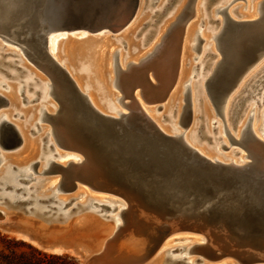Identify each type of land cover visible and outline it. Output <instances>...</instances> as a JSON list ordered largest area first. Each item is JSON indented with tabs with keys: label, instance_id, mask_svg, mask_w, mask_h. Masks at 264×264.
<instances>
[{
	"label": "bare ground",
	"instance_id": "1",
	"mask_svg": "<svg viewBox=\"0 0 264 264\" xmlns=\"http://www.w3.org/2000/svg\"><path fill=\"white\" fill-rule=\"evenodd\" d=\"M186 1L187 0H148V8H147L148 10L146 9L145 14L151 13V17L148 23L140 31L142 33L141 36H143V39L141 40L142 44L139 43L138 45L140 48L137 49L136 46L138 45H135L134 42L127 43L126 39H124V41L127 43V46H126L127 51L125 54H122L124 52L121 53V58H123L125 61L124 62L125 70H123L121 67L117 69L116 78L114 79V81H112V79L108 81L109 80L108 78L111 75V71L106 69L107 64L109 63L110 65V62H111L110 55H109L110 53L109 51H106L107 46L108 45L110 46V44L113 43V42L112 43L110 42L111 41L110 38L103 36L102 38H91V39H87L86 41L77 40L75 38H68V39L65 38L63 41L60 53L64 56L68 55V59H72L70 61L71 63L75 59H78V60L83 59L84 61L89 59L88 62L90 64L91 71L89 68V64L88 65L85 64L84 61L82 63L79 62L80 67L77 64L73 65V67L75 66L76 67L75 69H77L78 67L79 70H81L80 71L81 74H78L77 76L79 77V80H80V76H82L83 78V75L85 77V75L92 73L95 79V86L93 82H91V84H93L92 85L93 88L91 90V87H89L88 85H85L83 81L82 82L85 85L84 88H83V85H80L79 82L77 81H76V84L78 88L84 93L87 92L88 89H90L88 91V95L93 105L90 103L87 95H85L87 98V101L97 111L105 115L118 117L119 124L122 127L130 128L140 133L142 132L151 133L154 130V126H157L159 130H161L164 134L170 136L173 139L178 138V136H181L187 145L194 148L200 154H202L205 158H207V160L211 162L210 164L212 165H215V163L221 164V166H225V167L227 166V168H233L236 170H240L242 172L247 173L251 177L261 178L264 180V141L256 137L253 131V127L251 125L252 115L255 113V111H257V109H259V120L254 130L256 131V133H257V130L258 131L261 130L264 133V74L259 80L251 84V88L247 91V94L239 100L237 108L233 110V114L231 118L234 123L237 122V130L235 133V137L239 139L240 141L236 140L235 137L230 133L229 129L226 127V123L224 126L222 123L220 124L217 121H212L214 119L212 120L210 119L211 113L206 107L204 108V111L206 115V121L208 122H207L206 131L204 134L206 135V137L208 136L209 139L211 138L213 139L211 148L204 150L195 145V143H198L197 142L198 136H201V137L203 136L201 135V127L200 129H198V131H193L190 134V136H188L187 134L185 135V132H184L185 130L181 132L177 129L178 128L177 126L179 124L180 126H190L191 121L192 123H194L193 121L195 119V115L200 111V108L198 105L199 102H202L203 100L205 101L207 99L206 92H205L206 82L212 79L217 80L218 77H221V75H225L226 70H228L227 76L233 73V68L237 65L238 58L240 56L239 51L242 48L240 45V40H238V37L242 33L247 32L249 29L254 30V28H258L259 30L264 32V15L262 17V14L264 13V10L262 9L264 8H262L260 5L261 10H258V8L256 7L257 5H255V8L251 14H241L240 13L239 16H237L238 19H236V16H234L233 19L235 20H255V19H261V20L257 26L250 27L249 29H246V28L241 29L237 27V28H234L232 33H230V32H227L226 30L224 16L221 19H217L218 21L212 20L211 15L208 16L205 10L206 0H198V4L196 7L197 17L200 16V13H201L203 14L205 19L209 17V22H215V23L217 22L218 25L215 27H210L209 32L212 36L209 38L207 36L206 40H208V44L204 46V50H202V58H200L201 60L200 63L196 65L194 68L195 69L194 76L190 78V80L197 79L195 80L196 82L194 85L195 99L197 100V105L195 109H194V102H193V91H192V87L190 84L192 80L185 84L184 93L187 88L190 93V107H189L190 111L188 114L186 109L184 108V105L183 107L179 105L180 102H177L176 100L177 104H175V102L173 103V105L175 104L174 105L175 107L172 105V102H171V100L176 99L177 97L176 95L179 93V90H181L180 88L182 86L183 80L189 74V70L187 71L184 66V63H185L184 61L186 57L189 56V53L186 55V49H188V41L192 38L194 40H197V44L193 46V49H195V47L197 46V49H195V51L199 49L198 46H199V43L201 42L199 41V38H201L200 30L196 33V36L191 35L193 33V26L195 25V22L193 21L192 23H189L188 26L186 27L189 20L193 17L194 11H193V15L185 22V24H182V20H184L187 17L188 12H189V6H188L189 0H188V3L185 5ZM220 1H225L220 4L221 6H224L231 0L230 1L220 0ZM234 1L235 0H232L226 7L221 9V11L222 12L224 11L227 14V8ZM140 3H141L140 0H137L136 9L132 17L130 19H127L126 15L128 14L129 9H130L128 0H121V2L119 3L115 2V4L112 3L111 1L109 2L108 0H44L43 21L47 22L49 26L56 27L62 24H66L70 20L75 19V18L82 19L83 21L92 18L94 19L96 23L97 22L98 23H111L112 22L114 25L124 23L122 26L118 27L117 30H119L122 27L127 26L129 22L134 18V16L135 17L137 16V14L139 13ZM13 5L15 4L12 3L9 6H13ZM194 5H195V2H194ZM199 6L201 7L199 8ZM218 7H219L218 5L212 7L211 12L213 14H217L216 11ZM199 9H200V13H199ZM161 20H163V22L160 24ZM149 25L151 26V29L148 30L147 33L143 32V30ZM158 25H159V28L157 29ZM165 29L167 32L165 31ZM70 30H74V29H70ZM60 31H63V30H60ZM163 31H165L166 33L163 34ZM225 33L229 34V35L227 34L228 41H233L235 44L231 48V50L226 52L227 54L225 56H222V54L218 50L216 38L217 36L225 34ZM5 35H6L5 32H3L2 29H0V41L2 40L6 42L4 39L1 38V36L6 37ZM26 36L31 38L32 35H31L30 30L28 31ZM71 37H75V36H71ZM150 37L152 39L150 40L151 43L149 47H153V51H149L150 53H147L146 56L143 57L145 51H142L141 49L144 48V45L146 44L147 40ZM121 39L123 38H117L116 42L119 43ZM48 40L49 38L47 37L46 50L49 56H51V58L54 60V62L57 65H59L60 62L58 61V57L54 55L55 53L52 54L51 51L53 50H51L50 48H49L50 50L48 49L49 47ZM159 40H161V42L156 43V42H159ZM211 40L216 41V44L214 43V46ZM3 45L0 46V76L3 79L2 82L0 81V86L2 85V83H4V79L6 77L15 81L16 83H19V88L17 89L18 93L25 86H27V89L29 90L30 86L34 84L35 89L33 91L24 92L25 89L23 90L24 94L27 93L30 101L33 98H36L34 102L29 103L28 101L26 103V105L28 106H26L25 109L31 108V111L30 109L28 111H30L31 114L34 113L33 115H37L39 113L38 115L39 118L37 117L38 120H36L34 116L31 118L28 117L30 118L28 119L29 121L33 122L35 118V120L39 122L41 118V111H40L41 108L43 110H46L47 112L49 111L48 113H54L55 110L57 109L56 102L52 99V97L49 94V89H50L49 84L54 81L55 86L58 89V81H59L58 76L55 75V73L51 69L47 68L46 66L42 64H37L36 62H34V60L31 59L30 50H33V48L28 46L29 44L27 42L25 43L20 42V44L17 46L19 50H13V49L5 50V48H3ZM129 49L131 50L129 51ZM140 50L142 53H139ZM86 51L87 52L90 51V54L88 55ZM132 51H133V55H132L133 58L130 59L129 56H131L130 53H132ZM6 53H12L15 56L10 55L7 58H5L3 57V54H6ZM53 55L56 56L57 59L56 57L54 58ZM22 56H24L26 60L22 58ZM123 59L121 61H123ZM194 59L196 60L197 57H195ZM24 60L31 63L33 67L26 65ZM16 64L17 66L18 65L22 66L26 71H28L27 74H26V71L22 67H18V69L16 67L15 69L14 65ZM61 65L64 66V63H60L59 66ZM21 71H23V73H25L26 75L22 76L23 74ZM262 72H264V54L254 64H252L247 69V71L241 76L236 86L234 87L229 97L227 98L224 104V107L221 110L220 115L222 117L226 109L231 111L230 108L232 107V103L234 102V100H236V98H239L242 95V92L244 91L245 87L248 86V83L252 82L255 76H258V74ZM247 74L249 75L247 76ZM9 75H11V77H9ZM105 76L106 78H103ZM245 76L247 77L245 78ZM90 77H91V74H90ZM111 86H115V87L117 86V88L122 93L121 96L119 97L118 96L114 97V95H112L111 98L113 99V101L112 99L100 100V98H98L96 94L94 95L92 93V91L96 92V90L100 91V93L101 91L102 92L104 91L107 93V90L110 91ZM238 86L239 88L237 89ZM137 90H139V92ZM140 96L143 97V99H145V101L149 103L166 102L162 111L165 112V115L168 116L169 123L167 121V123L162 125L160 123L161 119L159 118L163 119V115L160 117L154 116L153 115L154 109H150V110L146 109L141 102ZM121 97L122 99L120 100ZM40 98L41 100L39 101ZM50 98L55 102L56 105L51 101ZM129 98H131L132 101L130 103H128L129 101L126 103L125 102L126 100H131ZM26 99L28 100V98ZM10 100L13 106L17 107V105H19V104H16L17 99L15 100L16 102L13 101L12 99ZM36 101H39V102H37L36 104ZM246 101H248V104L246 105L247 111L245 112L244 116L241 118L240 115L243 112ZM115 102H121L123 106L128 109V112H125L124 109L117 106ZM38 103L40 104L38 105ZM103 107H105L104 109H106V111L103 109ZM159 108L160 106H158L156 109L158 110ZM181 109L183 111H181ZM5 114L7 115V113ZM5 114L4 112L0 113V125H1L2 120L4 119L9 121L8 116H6ZM36 121L35 123H37ZM211 121H212V124H210ZM41 124L42 122L40 123V127L38 129L39 133L43 130V127L41 126ZM44 124L49 125L50 129L47 130L46 136L42 139L44 143L43 150H46L48 153H50L52 151H56L57 147H60L63 150L74 153V155L68 156V157H71L72 159L69 161L67 160V162L63 161L62 163L65 166H62V168H59V169L52 168V165H50V161L51 160L54 161L56 156H59L60 159H64L63 156L58 155V153L56 152L54 153V155H51V154L45 155L43 157V159L45 160V163L44 165L40 166L41 171L51 168L53 171L50 174L55 175V173L61 172L62 174H59V175H62V178L60 177L61 180L58 181L59 182L58 185L59 186L63 185V187H65L64 191L67 193L70 192L73 195H75L74 193H76V195L80 194V197L78 198L79 201L77 200L78 201V202L76 201L77 203L74 202L71 205H69V203L72 202L71 200H68L66 197H63V196L58 197L57 194H55V191L57 189H56V183L54 181H53L54 184L52 185L50 184L51 187H47V183L45 180L37 179L34 177V173L31 172L30 169H35V168L32 167L31 161H28L27 160L28 157H26L28 155L27 154L28 141L27 139H25L24 143L22 141L23 148L21 152V156L24 157V160L20 161L19 163L8 162L6 157L1 155L0 153V160L3 161L2 165L0 166V198H1L0 199V210L7 214L8 212H11L12 209L7 208L6 204L8 205L9 203H15L19 200H23V201H26L25 207L28 209L27 204L34 202V206L31 207L32 210H30L28 214H24V216L28 217L29 219H34L37 225L44 224V223H48L50 225L54 222H61L64 224L69 223V221L72 218L73 208H78L80 204L82 206V209L80 208V210L78 211V215H81L80 219L87 218L88 214H82L85 211H91V212L93 211L96 214H99V212H102V208H104L101 206L102 204L103 205L107 204L106 206H109L107 208L111 210H114L116 208L115 210L116 214L111 216V220L115 221V229L112 230L111 234L107 238H105L103 243H101L102 245L99 249L95 251H93L94 250L93 249L92 252L88 253V255H95L97 257H100V260H107V261L111 260L110 258H112L111 256L113 255V253L116 254L118 252V250L116 252H113L114 248H116L117 246L116 244H117L118 239L115 241L111 240L108 243L106 242L113 236H116V237L121 236L123 232L122 227L124 226L123 223H125L126 221H129V219L131 218V215L133 216L134 213H137V212L141 214L146 213L148 215H153V214L156 215V214L150 211H144L140 209L137 210L134 206L136 201L133 200L132 198H127L124 195H121L119 193L109 192L107 190L96 187L95 185H92L90 180L87 178V174L89 172L97 171V165L95 164L93 160L94 158L91 153L87 151L84 152L81 149H79L80 143L72 135L70 128L68 126V123L66 119L63 118V116H57L55 120L53 121V124H49V123H44ZM210 125L214 127L215 130H217V134H214L213 130H211ZM16 126L18 127L19 131L23 133L25 137L24 131H22L19 127L20 125L18 126L17 124ZM248 127L250 128V132H252V136L248 134L249 132L247 130ZM34 128H36L35 125H34ZM224 133L226 134L228 133L234 138L235 142H233L232 144L234 143L241 144L242 148L247 151V154L244 153L243 150L242 152L241 151H232L231 153L221 152L222 148H228L226 146L228 145V142H226L225 140L226 138L224 137ZM22 143L19 146H21ZM223 146H226V147H223ZM189 159L191 161H194V163H198L202 165L207 164L206 162L198 160L192 155L189 156ZM246 161H249L250 165L243 167L242 164H244ZM58 179H59V176H58ZM75 182L76 183L78 182L80 184L76 186ZM49 183H52V181ZM70 183L73 184L72 188H70ZM83 185L92 187L93 189H95V191H98L102 195L111 194L110 196L113 195L115 197H118L119 200H117L116 198L113 199L112 197L107 198L101 195L99 196L100 199L98 200V202H94L92 200L94 198H97V196L94 198H93V195L91 194H86V196H84V190L82 188L85 186ZM83 197H87V200L85 202H83L84 201ZM52 199L55 200L57 208L62 209V210L57 211L54 215H52L51 219H47V220L36 216L35 215L36 213H41L44 210H47L48 207H44L42 206V204L47 203ZM5 200L8 202H4ZM93 202L95 203V205L98 206L99 210L95 211V210L89 209L90 205ZM98 208H95V209H98ZM119 215H121L124 218L125 222L122 223L123 218L122 219L119 218L118 217ZM102 217H105V216L103 215ZM172 222L174 223L178 222L179 224L185 223V225L187 223H191L193 225L192 227L188 228L185 225H182V226L179 225L180 227L179 226L177 227V225L175 224L176 225L175 228H173L172 230L168 232V234L161 240V242L157 245V247L154 249L151 255L148 258L144 259L141 264H144L145 262H147V260H149L150 258L152 259L153 257H156L154 259L155 262L161 263L160 258H161V255H163V253L164 254L166 253L167 255L166 261L163 262V264H169L168 260H170V263L180 260L182 262H186V264L187 262L188 264H196L198 260H192V258L186 259L185 253L188 250H190L194 244H199V243L201 245H194L197 248L194 252L195 255L196 254L202 255L205 259H210V260L212 259L224 260V258L234 257L231 254H228L227 252H226L227 254L218 255L216 251L217 249L215 250L214 248L215 246H212V245L218 244L219 246H221L223 250V248H225V244L220 240V238L212 236L209 228L202 226V224L199 225L197 223H192L191 221L181 218V217L171 218L168 220L167 219L165 220L160 217V223H164L165 225H168V224L172 225L173 224ZM61 223H56V224L63 225ZM182 234H185L184 235L185 237H182L181 236ZM190 234L191 235L194 234L193 236L194 237L196 236V237L195 238L186 237ZM32 242L35 243V241H32ZM61 246L63 247V245ZM212 247L214 249H212ZM61 249L62 248L58 246L51 248L53 252H59L61 251ZM119 249H120V246H119ZM169 249H172L171 256H168V253L170 252L168 251ZM174 249L177 251L176 253L173 252ZM119 251L122 252V250H119ZM218 252H222V251H218ZM237 258L234 257V259L239 262L240 260H237ZM225 261L226 260H224V262H221V263L230 264L229 263L230 260L228 262L227 261L225 262ZM239 263L240 264L264 263V260L245 261V262H239ZM202 264H206V263H202Z\"/></svg>",
	"mask_w": 264,
	"mask_h": 264
},
{
	"label": "water",
	"instance_id": "2",
	"mask_svg": "<svg viewBox=\"0 0 264 264\" xmlns=\"http://www.w3.org/2000/svg\"><path fill=\"white\" fill-rule=\"evenodd\" d=\"M108 1L114 4L121 2ZM194 2L195 0H189V12L182 24L193 15ZM12 3L15 5L9 6ZM128 4L130 9L126 18L130 19L136 9L137 0H128ZM260 5L264 8V0ZM43 6L44 0H0V29L6 34V37L1 38L16 46L20 42H27L28 46L33 48L30 50L31 59L51 69L59 79L58 89L54 81V84H49V94L56 102L57 109L54 113H48L41 108L40 121L35 123L36 128H30V133L35 134L41 122L53 124L57 116H63L72 135L80 143L79 149L91 153L97 165V171L87 174L92 185L132 198L136 201L134 206L137 210L153 212L165 220L181 217L192 223L202 224L209 228L212 236L220 238L225 244V250L230 245L235 246L228 254L238 257L239 262L264 260V180L221 164H210L207 158L187 145L181 136L173 139L157 126H154L151 133H140L122 127L118 117L97 111L87 101L85 94L78 90L67 72L49 56L46 50L47 37L52 32L70 29L97 31L107 28L115 31L124 23L114 25L112 22L96 23L92 18L85 21L75 18L66 24L53 27L43 21ZM222 14L226 30L230 33L237 27L249 29L257 26L261 20H235L224 11ZM263 15L264 13L262 17ZM29 30L31 38L26 36ZM227 34L216 38L222 56L235 44L228 41ZM238 40L242 48L233 73L227 76L226 70L225 75H221L217 80L206 82L207 95L218 114H221L227 98L241 76L264 54V32L258 28L242 33ZM199 41L202 39L199 38ZM18 96L22 104L28 102L23 90H20ZM35 100L36 98H33L30 102ZM184 102V108L189 114L188 88L184 93ZM8 104L9 100L0 94V106ZM13 116L18 119L23 117L19 113H14ZM247 130L252 136L249 127ZM227 135L231 143L235 142L230 134ZM22 141L23 136L15 124L6 119L2 120L0 147L15 148ZM190 155L207 164L194 163L189 159ZM36 164L37 162H34L32 167ZM50 165L55 169L62 168L53 160ZM242 165L246 167L250 164L246 161ZM52 171L51 168L45 169L40 174ZM72 187L73 184L70 183V188ZM58 189L64 191L65 187L60 185ZM25 204L26 201L19 200L6 206L12 210L19 207L23 214H28L32 208L27 209ZM101 206L108 207L103 204ZM52 209L55 208L50 207L49 210L35 215L47 220L55 214L51 212ZM46 214L49 215L45 217ZM5 216L6 213L0 210V221L4 220ZM166 227L164 223L155 226V230L161 235H157L152 241L153 245L147 247L140 256L118 251L107 261L86 254L82 264H141L168 234ZM118 238L113 236L106 243ZM116 251L114 248L113 252ZM170 264L186 263L178 260Z\"/></svg>",
	"mask_w": 264,
	"mask_h": 264
},
{
	"label": "rangeland",
	"instance_id": "3",
	"mask_svg": "<svg viewBox=\"0 0 264 264\" xmlns=\"http://www.w3.org/2000/svg\"><path fill=\"white\" fill-rule=\"evenodd\" d=\"M228 1H230V0H228ZM140 2L141 3L139 4L140 5L139 6L140 7L139 13L137 14L136 17L134 16V18L132 19L133 21L131 20L130 21L131 23L129 22V24L127 26L122 27L121 29H119L117 31H110L107 28H103V29L97 30L95 32H90V31L85 30V29H74V30H70V31L63 30V31L52 32L48 35V38H49L48 49L50 48L51 50H53V51H51L52 54L55 53L54 55H56L58 57V61L60 63H64V68L67 70L68 73L72 71L69 74L71 75L72 79L75 82L76 81L79 82L80 85H83V88L85 87V85H88L89 87H91V90H92V88H93L92 85L94 84V86H95V79H94V76L92 75V73L85 75V77L83 75V78H82V76H80V80H79V77H77L78 75L73 74L74 71L79 70L78 67H77V69H75L76 67L75 66L73 67V65L77 64L80 67V63H82L84 60L83 59H79V60L75 59L76 61L75 60L72 61V63H74V64H72L70 62L72 59H68V55H66V56L62 55L60 53L61 52L60 50L62 48V44H63V41L65 38H67V39L68 38H75L77 40L84 41L83 39H78V37L99 36V35H102L101 37H103V36L108 37L111 39L110 42L111 43L113 42V43L110 44V46L108 45L106 48V51H109V53H110L109 55H110V59H111L110 65L108 63L106 69L111 71L110 77L108 75V77H109L108 81H110V79H112V81H114V79L116 78V71H117V69L115 68V65H114L115 58L117 59L119 66L123 70H125L124 69L125 68L124 67L125 61L123 58H121V53L122 52H124L122 54L126 53V51H127L126 46H127L128 42H130V43L134 42L135 45H138L139 43L142 44L141 40L143 39V36H141V35L138 36V34L144 28V26L148 23V21L151 17V13L145 14L146 9L148 8V0H140ZM261 2H262V0H235L228 7V9H229V12H231V16L233 18H234V16H236V19H238L237 15L240 13L241 14H251L255 8V5H257L256 7L258 8V10H261V8H260ZM187 3H188V0L186 1L185 5ZM155 4H156V2H155ZM197 4H198V0H197L196 4L194 5V15L189 20L186 27L188 26L189 23H192L194 21L195 25L193 26V33L191 35L196 36V33L200 30L201 31L200 37L203 39V41H201L199 43V46H198L199 49L197 51H195V49H193V46H195L197 44V40H194L192 38L188 41V49H186V55L189 53V56L186 57V59L184 61L185 62L184 66H185V69L187 71L189 70V74L183 80L182 86L180 88L181 90H179V93L176 95L177 96L176 99L173 98L174 100H171L172 105L174 102H175V104H177L176 103V100H177V102H180L179 105H181V107H183V105L185 104V102H184L185 84L192 80L190 82V84H191L192 91H193L194 109L197 105V100L195 99V93H194L195 92L194 91V85L196 82L195 80H197V79H191L190 80V78H192L194 76L195 66L198 65L201 61L200 58H202V50H204V46H206L208 44V40H206L207 36H208V38L212 36L209 32L210 27H215L218 25L217 22L216 23L215 22H209V17L205 19L203 14L200 13V9H199L200 16L197 17V11H196ZM185 5H184V7H185ZM200 7L201 6H199V8ZM210 7H211V5H210ZM236 7H238V8L236 9V13H234L233 10ZM228 9H227V11H228ZM211 17L215 20L223 18L222 14H213L212 12H211ZM163 20H161L160 24L163 22ZM159 25H158L157 29L159 28ZM150 29H151V26L149 25L143 30V32L147 33V31ZM165 31H166V29H165ZM165 31H163V34H165L167 32V31L166 32ZM69 34L70 35L71 34L76 35V37H71L72 35L69 36ZM137 36H138V38H137ZM101 37H89V38L91 39V38H101ZM117 38H123L121 40L126 39V41H127L126 46L124 43L116 42ZM50 41H52V42H50ZM160 42H161V40H159V42H156V43H160ZM211 42L213 43V46H214V43L216 44L215 40H211ZM4 43H6V42L1 40L0 46ZM150 43H151V41L148 44L144 45V48L142 47L143 49H141V50L145 51L143 57L146 56L147 53H150L149 51H153V47H149ZM4 45L6 47L5 50H10V49L19 50V48L14 44L6 43ZM136 48L139 49L140 48L139 45L136 46ZM130 50L131 49H129V51ZM141 50L139 51V53H142ZM86 53H88V55H89L90 51H88V52L86 51ZM130 54H131V56H129V58L131 59V58H133V56H132L133 51ZM56 56H54V58ZM57 57H56V59H57ZM195 57H197L196 60L194 59ZM22 58H24V56H22ZM122 59H123V61H121ZM88 61H89V59L84 61L85 64L88 65L89 64ZM25 63H26V65L33 67V65H31V63H29L27 61H25ZM89 68L91 71L90 64H89ZM250 72H249V74H250ZM90 74H91V77H90ZM249 74H247V76ZM263 74H264V72L258 74V76H255V78L252 82L248 83V86L245 87L244 91L242 92V95L239 98H236V100H234V102L232 103V107L230 108L231 111L226 109L223 117L220 114H217V112H216L213 104L211 103V100L209 99L207 92L205 90L207 99L205 101L203 100L202 102H199L198 105H199L200 111L195 115V119L193 121L194 123H192V121H191L192 125L190 124V126H180V124H179L177 126L178 127L177 129L181 132H183L185 130L184 131L185 135L187 134L188 136H190V134L193 131H198V129H200V127H201V135H203L204 137L198 136V141H197L198 143H195V145L199 148L204 149V150L211 148L213 139L212 138L209 139L208 136L206 137V135L204 134L206 131L207 122H208V121H206V115H205V111H204V108L206 107V108H208L209 112L211 113L210 119L211 120L214 119L212 121H217L220 124L222 123L224 126L226 123V127L229 129L230 133L235 137V133L237 130V122L234 123L232 118H231V116L233 114V110L235 108H237L239 100L247 94V91L251 88V84H253V82H256L257 80H259L263 76ZM247 76H245V78ZM81 78L84 80H82ZM89 78L90 79L92 78V79L90 80ZM103 78H106V76ZM2 80L3 79L0 76V81L2 82ZM82 81L84 82L85 85L83 84ZM4 82L7 83V88H5L1 85L2 87L0 86V94L5 96L9 100V104L4 105V106H0V113L1 112H4V114L7 113V115L6 114L5 115L8 116L9 121L11 120L10 122H13V124H15V125H17V124H18V126L20 125L19 126L20 129L22 131H24L25 137H24L22 132H21V134L23 136V143H24L25 139H27V141H28V145H27V147H28L27 154L28 155L26 156V157H28L27 160L31 161L32 164L34 162L38 163L35 165V167H34L35 169H30L31 172L34 173L35 178L45 180L47 183V187H51V185L54 184V182H55L56 183V189H57L55 191V194H57L58 197L63 196V197H66L68 200H71L72 202L69 203V205H71L72 203H74L78 200V198L80 197V194L76 195V193L73 192L75 194V195H73L70 192L67 193L63 190H59L58 189L59 188V185H58L59 182L58 181H60L62 178V175H59V174H62V173L61 172L55 173V175L50 174V173L40 174L42 172L40 166L44 165V163H45V160L43 159V157L45 155H48V154L54 155L55 152L58 153V155L63 156L64 159H60L59 156H56L54 161L57 162L58 164H60L61 166H65V165H63L62 162L63 161L67 162V160L68 161L71 160L72 158L68 157V156L74 155V153L63 150L60 147H57L56 151H52L50 153H48L46 150H43L44 143H43L42 139L46 136V134H47L46 132H47V130L50 129V126L42 123L41 126L43 127V130L40 133H38L37 135L31 134L29 130L31 127H34L35 121L38 120V118H39V116H38L39 113L37 115H33L34 113L32 112L33 114H31L30 113L31 108L25 109L26 106H28V105L22 104L19 101L20 97L18 96L19 93L17 91V89L19 88V83H16L15 81H13L7 77L4 79ZM88 82H89V84H88ZM91 82H93V84H91ZM239 86L237 87V89L239 88ZM97 91L98 90H96V92L92 91V93L94 95L96 94L98 96V98H100V100L112 99L111 98L112 95H114V97H116V96L119 97L122 94L121 91L115 86H111L110 91L107 90V93L104 91L103 92L101 91V93H100V91H98V92ZM137 91L139 92V90H137ZM235 91H234V93H235ZM16 93H17V95H16ZM10 99H12L13 101H15L17 99L16 100L17 102L16 101L15 102H16V104H19V105H17V107L13 106L11 104ZM129 99H131V98H129ZM140 99H141L143 106L146 109H149V110L154 109V112H153L154 116L160 117L163 115V119L159 118V119H161L160 123L162 125L167 123V121L169 123L168 116L165 115V112L162 111L166 102L149 103V102L145 101V99H143V97H141V96H140ZM51 101L55 104V102L52 99H51ZM112 101H113V99H112ZM131 101H132V99L126 100L125 102L130 103ZM39 104L40 103H38V105ZM115 104L117 106H119L120 108L124 109L125 112H128V109L126 107H124L121 102H115ZM247 104H248V101L245 102L243 112L240 115L241 118L244 116L245 112L247 111V108H246ZM158 106H160V108L157 110L156 108ZM104 108L105 107H103V109ZM29 109H30V111H28ZM104 110L106 111V109H104ZM181 111H183V110L181 109ZM14 113L23 114V118L18 119L17 117L13 116ZM29 114H30V116H29ZM33 116L36 118V120L34 118L33 122L29 121L28 119H30ZM28 117H30V118H28ZM258 120H259V109H257V111H255V113L252 115L251 125L253 127V131H254L256 137H258L259 139L264 141V133L259 129L260 131L257 130V133H258L257 134L256 131L254 130V128H256L255 126L257 125ZM212 121L210 124H212ZM211 130H213L214 134H217V130H215L214 127L211 126ZM224 137L226 138L225 139L226 142H228V145H226L228 148H222L223 151L221 150V152L231 153L232 151H241L242 152V150H243L244 153L247 154V151L242 148L241 144H239V143L238 144H235V143L232 144L226 133H224ZM235 139L240 141L236 137H235ZM23 143L21 146H16L15 148H10V149H3L0 147V153H1V155L6 157L8 162L19 163L20 161L24 160V157L21 156ZM2 162L3 161L0 160V166L2 165ZM58 176H59V179H58ZM51 181H52V183H49ZM75 184H76V186H78L80 183L75 182ZM83 186H85V187H83ZM83 186H82L83 187L82 189L84 190V196H86V194L93 195V198L97 196V198H94L92 201L98 202V200L100 199L99 196H101L102 194H100L98 191H95V189H93L90 186H87V185H83ZM21 194H23V193H21ZM110 195L111 194H108V195L105 194L102 196H105L107 198L112 197L113 199L116 198L117 200H119L118 197H115L113 195L110 196ZM83 198H84L83 202H85L87 200V197H83ZM6 202H8V201H6ZM94 202L92 203L93 205L92 204L90 205L89 209L95 210V211L99 210L98 206L95 205ZM105 205H107V204H105ZM27 206H28V209L30 207H33L34 202L28 203ZM42 206L48 207L47 210H49L51 206L54 207L55 209L51 210V212L54 211V213L62 210V209L57 208V205H56L54 199L50 200L47 203L42 204ZM72 207H74V206H72ZM80 208L82 209L81 204L78 208H73L72 218L69 221V223L64 224L61 222H54L50 225L48 223L37 225V223L34 219H29L28 217L24 216V214L19 210L20 209L19 207H17L15 210H11V212H8L6 214L4 220L0 221V264H82L83 256L92 252L93 249H94L93 251L99 249L102 245L101 243H103L105 238H107L111 234L112 230L115 229V221L111 220V216L116 214V212H115L116 208L114 210H111L109 208H102V212H99V214H96L93 211L92 212L91 211H85L82 214H88V215H87V218H84V219L82 217H81L82 219H80L81 215H78V211L80 210ZM95 208H98V209H95ZM100 211H101V209H100ZM103 212H105V213H103ZM48 215L49 214H46L45 217ZM103 215L105 217H102ZM118 217L121 219L123 218L121 215H119ZM49 219H51V218H49ZM123 222H125L124 218L122 219V223ZM56 223H61L63 225H59ZM159 223H160V217H158L154 214L148 215L146 213H144V214L143 213L141 214L139 212L134 213L133 216L131 215V218L129 219V221H126L125 223H123L124 224V226L122 227L123 232L117 240L116 249L118 251L122 250V252H124L126 254H131V255L133 254L134 256L142 255L146 251L145 249L147 247L149 248L153 245V243H152L153 239L156 238L157 235H161L158 231L155 230L156 229L155 226ZM172 223H173L172 225H169V224L167 225L166 234L170 230L175 228L176 225H177V227L179 225H181V226L185 225V223L184 224H181V223L179 224L178 222L177 223L172 222ZM192 225L193 224L187 223L185 226H187L189 228V227H192ZM40 226H42V227H40ZM128 228H129V230H128ZM164 233H165V231H164ZM184 235L185 234H182L181 236L185 237ZM193 235L190 234L186 237H192L193 238L194 237ZM193 240H195V239H193ZM32 241H35V243ZM61 245H63V247ZM194 245H201V244L199 243V244H194ZM56 246L62 248L61 251L53 252L51 250V248L56 247ZM119 246H120V249H119ZM193 246L187 252L185 251L186 252L185 258L186 259L192 258V260H198V262L196 264H202V263L226 264V263H221V262H224V260H226L227 262L230 260L229 261L230 264H240L238 261H236L234 259V257L224 258V260L205 259L202 255H197V254L195 255L194 254V252L197 248L195 246L194 247ZM212 246H215L214 248H215V250L217 249L216 251H217L218 255L219 254L221 255V253L227 254L229 250H234V246H231V245L228 247V249L226 248V250H224V248L222 250L221 246H219L218 244L217 245L213 244ZM219 247L221 248V250ZM134 248H135V250H134ZM214 248L212 247V249H214ZM168 251H170L168 253V256H171L172 249H169ZM218 251H222V252H218ZM173 252L176 253L177 251L174 249ZM263 253H264V250L262 251V254ZM155 258L156 257H153L152 259L150 258L144 264H163V262L166 261L167 255H166V253L165 254L163 253V255H161V258H160L161 263L155 262L154 261ZM168 263L170 264V260H168ZM183 263H186V262H183ZM187 264H188V262H187ZM245 264H264V263H245Z\"/></svg>",
	"mask_w": 264,
	"mask_h": 264
},
{
	"label": "flooded vegetation",
	"instance_id": "4",
	"mask_svg": "<svg viewBox=\"0 0 264 264\" xmlns=\"http://www.w3.org/2000/svg\"><path fill=\"white\" fill-rule=\"evenodd\" d=\"M220 1V0H219ZM218 0H206V7H207V9L210 7V5H211V7L207 10L206 9V7H205V10H206V13L208 14V16H210L211 15V8L212 7H214V6H216V5H218L219 7L217 8V11H216V13L217 14H222L221 13V9H223L224 7H226L230 2H228L226 5H224V6H221L220 4L222 3V2H225V1H220L219 2ZM176 2V1H175ZM196 2H197V0L195 1V4H196ZM216 2V3H215ZM174 4V3H173ZM238 7H236L234 10H233V12L234 13H236V9H237ZM228 9V8H227ZM219 10V11H218ZM263 10V9H262ZM227 14L230 16V17H232L231 16V12H229V9H228V11H227ZM222 16H223V14H222ZM237 16H239V14L237 15ZM233 18V17H232ZM212 20H215V19H213L212 18ZM215 21H218V20H215ZM90 32H95V31H90ZM142 33L140 32L139 34H138V36L139 35H141ZM72 35V34H71ZM70 34H69V36H71ZM72 36H75L76 37V35H72ZM102 35H99V36H83V37H78V39L80 38V39H83L84 41H86L87 39H90L89 37H101ZM138 36H137V38H138ZM110 37V36H109ZM102 38V37H101ZM152 38L150 37L148 40H147V42H146V44H148L149 43V41L151 40ZM120 42L121 43H124L125 44V46H126V42L124 41V40H120ZM6 44V43H5ZM145 44V45H146ZM3 45V44H2ZM3 48H6L5 47V45H3ZM116 54V53H115ZM15 56L14 54H12V53H6V54H3V57H5V58H7L8 56ZM117 57V56H116ZM58 62V61H57ZM19 63V62H18ZM17 63V64H18ZM17 64L16 65H14L13 67L16 69V67H17V69H18V67H22V66H17ZM59 65H60V63H59ZM114 65H115V68L116 69H119L120 68V66H119V64H118V62H117V59L115 58V61H114ZM62 66V65H61ZM117 66V67H116ZM63 68H64V66H62ZM23 68V67H22ZM24 69V68H23ZM65 69V68H64ZM25 70V69H24ZM26 71V70H25ZM65 71L67 72V70L65 69ZM81 70H76V71H74L73 72V74H76V75H78V74H81V72H80ZM22 72V76H24V75H26L27 74V72L28 71H26V74L25 73H23V71H21ZM68 73V72H67ZM68 75L71 77V75L68 73ZM9 77H11V75H9ZM13 77V76H12ZM72 78V77H71ZM74 81V80H73ZM74 83L76 84V82L74 81ZM2 85H6L7 86V84H6V82H4V83H2ZM6 86H3V87H5L6 88ZM32 86V87H31ZM30 86V89L28 90L27 89V86H25L24 88H22V90H24L25 89V91L24 92H28V91H33L35 88V85L34 84H32ZM76 86H77V84H76ZM117 87V86H116ZM77 88H78V86H77ZM89 88V87H88ZM26 89H27V91H26ZM79 89V88H78ZM80 90V89H79ZM90 89H88V91H89ZM81 91V90H80ZM88 91L87 92H82V93H84L85 95H87V97H88V99H89V101H90V98H89V95H88ZM26 94V96H27V98H28V101H29V103H31L30 102V100H29V97H28V95H27V93H25ZM122 99V97L120 98V100ZM41 100V98L39 99V101ZM39 101H36V103L37 102H39ZM28 103V104H29ZM90 103H91V101H90ZM92 104V103H91ZM26 105V104H25ZM93 105V104H92ZM46 111V110H45ZM47 112V111H46ZM16 126V125H15ZM17 127V126H16ZM18 128V127H17ZM37 133H39L38 131L35 133V134H33V135H37Z\"/></svg>",
	"mask_w": 264,
	"mask_h": 264
}]
</instances>
